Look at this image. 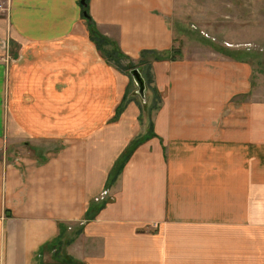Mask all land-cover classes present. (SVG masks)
<instances>
[{
	"label": "crops",
	"instance_id": "0c3cea01",
	"mask_svg": "<svg viewBox=\"0 0 264 264\" xmlns=\"http://www.w3.org/2000/svg\"><path fill=\"white\" fill-rule=\"evenodd\" d=\"M80 2L0 0V264H264V101L247 62L181 51L175 0H86L120 53L159 58L156 137L107 188L144 129L138 96L117 116L130 79Z\"/></svg>",
	"mask_w": 264,
	"mask_h": 264
},
{
	"label": "rangeland",
	"instance_id": "374dc122",
	"mask_svg": "<svg viewBox=\"0 0 264 264\" xmlns=\"http://www.w3.org/2000/svg\"><path fill=\"white\" fill-rule=\"evenodd\" d=\"M170 21L181 51L191 54L196 51L193 47L208 45L211 50L245 60L248 98L264 101V0H175ZM147 122H139L144 133Z\"/></svg>",
	"mask_w": 264,
	"mask_h": 264
},
{
	"label": "trees",
	"instance_id": "16d2710c",
	"mask_svg": "<svg viewBox=\"0 0 264 264\" xmlns=\"http://www.w3.org/2000/svg\"><path fill=\"white\" fill-rule=\"evenodd\" d=\"M82 8H83V14H85L84 18H86L88 22L90 41L95 45L97 51L102 55L105 61L111 63L113 66H115L119 71L123 72V74L128 76L130 79L129 88L126 92L125 97L123 98V102L121 106L117 110V116L122 112L126 103L129 102V100L133 99L134 97L136 98L137 96L134 93L133 87L135 88V86L129 75L131 70L138 69L140 71L141 76L145 83V95L147 96V100L149 98V101H147L145 104H143L140 99L136 98V104L138 105L140 112L138 121L141 124H143L144 120H147L148 127L144 134L138 135L137 137L132 139L129 142V144L125 147L123 152L120 154V156L117 158L107 178L106 187L108 188L115 183V181L121 174L124 166L129 161L133 152L147 140L156 137L153 128V115L160 109L162 100L158 91L153 87V78L150 70V65L152 63L151 61L158 60L159 58L151 59V61H149L147 58L150 55H148L147 52H143L141 54L140 60L137 63L131 61L128 57L120 53L118 47L114 43L110 42L107 38L103 37L96 30L94 23L91 21L89 17L87 6ZM105 204H106L105 201L103 202L97 201L90 203L88 209L89 212L87 211L86 220L93 216L91 214L92 212L97 213Z\"/></svg>",
	"mask_w": 264,
	"mask_h": 264
},
{
	"label": "water",
	"instance_id": "95a60500",
	"mask_svg": "<svg viewBox=\"0 0 264 264\" xmlns=\"http://www.w3.org/2000/svg\"><path fill=\"white\" fill-rule=\"evenodd\" d=\"M82 7H86V0H81L80 2ZM85 16V14H84ZM132 82L136 88V95L139 97V99L141 100V102L143 104L146 103V95H145V83L144 80L141 76V73L138 69H133L130 71L129 73Z\"/></svg>",
	"mask_w": 264,
	"mask_h": 264
},
{
	"label": "built area",
	"instance_id": "2783aa9c",
	"mask_svg": "<svg viewBox=\"0 0 264 264\" xmlns=\"http://www.w3.org/2000/svg\"><path fill=\"white\" fill-rule=\"evenodd\" d=\"M104 195H106V192H103V193H102V196H104Z\"/></svg>",
	"mask_w": 264,
	"mask_h": 264
}]
</instances>
